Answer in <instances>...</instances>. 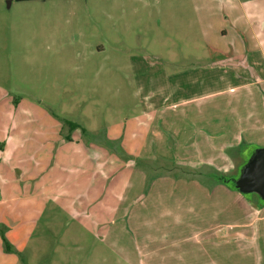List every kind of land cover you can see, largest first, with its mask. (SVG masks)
Instances as JSON below:
<instances>
[{"label": "rangeland", "instance_id": "374dc122", "mask_svg": "<svg viewBox=\"0 0 264 264\" xmlns=\"http://www.w3.org/2000/svg\"><path fill=\"white\" fill-rule=\"evenodd\" d=\"M183 2L0 0V264H140L150 248L147 259L155 264H211L214 251L224 253V246L214 243L213 230L204 229L226 222L222 213L231 201L235 208V201H244L225 194L235 186L214 169L200 168V182L188 174L164 183L135 179L134 193L216 192L211 199L186 200L183 207L201 206L193 215L182 210L185 222L174 216L179 201L156 199L151 204L154 224L147 230L141 224L125 230L129 222L123 218L119 223L113 211L124 173L117 172L108 184L93 182V172L79 176L114 156L134 160L124 142L134 119L137 139L145 136L150 122L146 97H191L222 89L236 78H264V71L248 64V53L230 63L226 58L232 56H217L218 69L211 71V48L221 46L212 38L207 11L199 15L190 0ZM202 104H190L187 117L194 120ZM242 146L232 168L220 174L239 177L264 147ZM153 171L154 176L167 173ZM245 201L256 218L260 194ZM137 209L143 211L141 205ZM23 212L29 230L18 239L14 220ZM186 237L185 243L175 242Z\"/></svg>", "mask_w": 264, "mask_h": 264}, {"label": "crops", "instance_id": "0c3cea01", "mask_svg": "<svg viewBox=\"0 0 264 264\" xmlns=\"http://www.w3.org/2000/svg\"><path fill=\"white\" fill-rule=\"evenodd\" d=\"M171 2L181 6L184 3L183 0H171ZM190 2L195 12L199 13L201 9L207 11L206 16L211 25L209 30L212 38L216 40V47L221 46L211 48L214 52L212 63L209 66L211 71L218 69V66H215L220 60L217 56H232L226 58L227 63H230V59L237 62L240 60L239 56L245 53L252 56L248 64L255 65L264 71V0H190ZM204 69L199 68L198 70L203 71ZM222 87V89H214L191 97L173 98L168 94L146 97V103L150 105L146 106V115L150 116V122L143 128L145 136L140 140L137 139L138 120L134 119L131 122L132 132L124 142L126 143L124 151L134 160L125 161L114 156L115 160L111 158L107 163L98 165L95 171L93 169L81 171L79 176L85 178L93 172V182L102 179L104 184L111 183L117 172L124 173L120 182V186L122 183L124 189L119 187L118 195L114 197L117 206L113 211L121 218L119 223L124 222L123 218H126V223L129 222V227L125 230H133L139 224L146 225L147 230L149 223L154 224L152 216L155 212L151 204L153 201L156 202V199L179 201L177 202L178 208H174V216H178V219L176 217L177 222L181 221V217L185 222L182 210L189 209L187 215H193L192 211H197L201 206L183 207L186 200L191 203V200L211 199L216 195L215 191L203 193L177 191L173 193V196L169 192L134 193L136 186L132 183L135 179L145 184L156 181L164 183L184 179L183 177L188 174L190 180L199 181L202 175H198L203 174L199 170L203 167L214 169L213 171L218 172L221 177L226 176L220 172L229 171L232 168L233 155L239 153L240 149L243 151L244 143L264 145L261 143L262 140L264 142V78L257 81L236 78V80H229ZM218 96H224V98L217 101ZM203 100L205 104L195 108V115H197L193 117L194 120L187 117L192 108L189 105ZM3 133L4 129L1 127L0 134ZM232 148L235 149L234 152L229 153ZM137 164L141 167L137 168ZM90 166L92 162H89ZM157 169L167 173L154 176L153 170ZM4 182L6 183V180ZM116 186H119L118 182ZM86 189H89V185ZM225 194L234 197V200L240 197L244 203L240 205L235 201L238 206L235 208L231 201L222 213L225 215L226 222L205 227L204 230H213V236H216L214 239L216 246H224V253L219 252L214 246L219 253L214 251L215 255L210 260L211 264L219 262L264 264V200L261 199V202L254 208L257 213L256 218H251L249 202L245 201L248 195L238 190H230ZM138 205H141L143 211L137 209ZM22 214L17 219H13L16 223L14 236L15 232H18V239L20 235L25 238V232L29 230L27 220L30 219H26L24 212ZM235 214L238 215L236 219ZM114 220H111L109 226ZM101 221L103 224L106 222L103 219ZM191 221L196 222V218L194 217ZM108 234H111L109 228ZM220 235L224 238L217 237ZM187 238L190 237L177 238L175 242L185 243ZM144 241L147 243L148 239ZM148 253L151 256V248L142 253L144 259L139 262L140 264H155L149 258L147 259Z\"/></svg>", "mask_w": 264, "mask_h": 264}, {"label": "water", "instance_id": "95a60500", "mask_svg": "<svg viewBox=\"0 0 264 264\" xmlns=\"http://www.w3.org/2000/svg\"><path fill=\"white\" fill-rule=\"evenodd\" d=\"M221 177V176H220ZM225 178L226 183H233L236 190L249 195L252 193L260 194L261 199L264 200V147L259 148L254 153L253 160L247 162L243 168L239 177L222 176ZM252 186L249 188H245Z\"/></svg>", "mask_w": 264, "mask_h": 264}, {"label": "trees", "instance_id": "16d2710c", "mask_svg": "<svg viewBox=\"0 0 264 264\" xmlns=\"http://www.w3.org/2000/svg\"><path fill=\"white\" fill-rule=\"evenodd\" d=\"M18 1H31V0H18ZM66 123H68L71 127H77V125L74 122H72V121L67 120ZM248 198H250V195H248Z\"/></svg>", "mask_w": 264, "mask_h": 264}]
</instances>
